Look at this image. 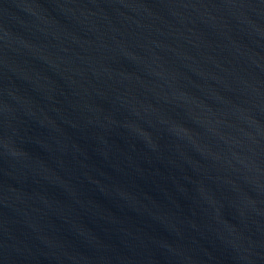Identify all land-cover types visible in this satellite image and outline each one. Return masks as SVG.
I'll use <instances>...</instances> for the list:
<instances>
[{"label": "water", "instance_id": "95a60500", "mask_svg": "<svg viewBox=\"0 0 264 264\" xmlns=\"http://www.w3.org/2000/svg\"><path fill=\"white\" fill-rule=\"evenodd\" d=\"M0 264H264V0H0Z\"/></svg>", "mask_w": 264, "mask_h": 264}]
</instances>
